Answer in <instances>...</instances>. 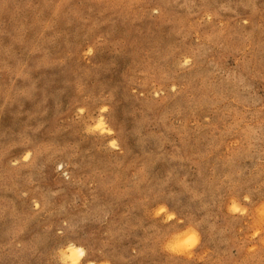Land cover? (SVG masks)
Masks as SVG:
<instances>
[{"label":"rangeland","instance_id":"obj_1","mask_svg":"<svg viewBox=\"0 0 264 264\" xmlns=\"http://www.w3.org/2000/svg\"><path fill=\"white\" fill-rule=\"evenodd\" d=\"M70 245L264 264V0H0V264Z\"/></svg>","mask_w":264,"mask_h":264},{"label":"clouds","instance_id":"obj_2","mask_svg":"<svg viewBox=\"0 0 264 264\" xmlns=\"http://www.w3.org/2000/svg\"><path fill=\"white\" fill-rule=\"evenodd\" d=\"M199 242V237L194 231H188L174 237L169 242V247H195ZM85 255L84 251L77 250L75 247H70L61 253L63 264H79V261Z\"/></svg>","mask_w":264,"mask_h":264},{"label":"bare ground","instance_id":"obj_3","mask_svg":"<svg viewBox=\"0 0 264 264\" xmlns=\"http://www.w3.org/2000/svg\"><path fill=\"white\" fill-rule=\"evenodd\" d=\"M70 247H75L77 250H81L80 247H78V246L70 245L68 248H70Z\"/></svg>","mask_w":264,"mask_h":264}]
</instances>
